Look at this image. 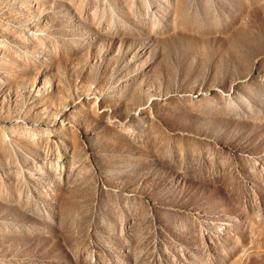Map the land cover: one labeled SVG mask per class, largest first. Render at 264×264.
Segmentation results:
<instances>
[{"label":"rangeland","instance_id":"1","mask_svg":"<svg viewBox=\"0 0 264 264\" xmlns=\"http://www.w3.org/2000/svg\"><path fill=\"white\" fill-rule=\"evenodd\" d=\"M0 264H264V0H0Z\"/></svg>","mask_w":264,"mask_h":264},{"label":"bare ground","instance_id":"2","mask_svg":"<svg viewBox=\"0 0 264 264\" xmlns=\"http://www.w3.org/2000/svg\"><path fill=\"white\" fill-rule=\"evenodd\" d=\"M60 84H63L62 82H60ZM64 113H66V110H65V112ZM61 119H63V117H61ZM63 123V122H62Z\"/></svg>","mask_w":264,"mask_h":264}]
</instances>
